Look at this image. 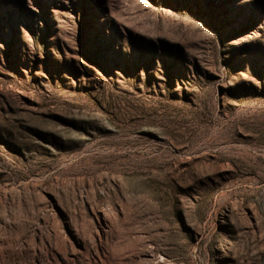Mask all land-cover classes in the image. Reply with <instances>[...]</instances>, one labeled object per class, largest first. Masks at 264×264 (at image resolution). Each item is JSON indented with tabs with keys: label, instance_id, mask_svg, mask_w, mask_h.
Wrapping results in <instances>:
<instances>
[{
	"label": "rangeland",
	"instance_id": "374dc122",
	"mask_svg": "<svg viewBox=\"0 0 264 264\" xmlns=\"http://www.w3.org/2000/svg\"><path fill=\"white\" fill-rule=\"evenodd\" d=\"M0 264H264V0H0Z\"/></svg>",
	"mask_w": 264,
	"mask_h": 264
}]
</instances>
